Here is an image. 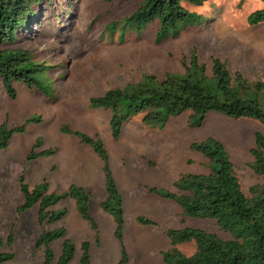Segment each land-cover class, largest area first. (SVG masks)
<instances>
[{
  "label": "rangeland",
  "instance_id": "rangeland-1",
  "mask_svg": "<svg viewBox=\"0 0 264 264\" xmlns=\"http://www.w3.org/2000/svg\"><path fill=\"white\" fill-rule=\"evenodd\" d=\"M137 2L42 0L35 8L34 20L17 32L12 44L5 45L26 48L36 60L45 63L46 69L37 76L51 82L53 91L44 94L15 82L16 96L10 98L0 80L2 123L8 128L25 125L24 131L12 133L7 146L0 149V239L2 250L14 254L0 264H41L43 248L36 245L37 238L42 231L55 227H64L75 246L69 264L79 262L81 238L91 243L88 264H117L120 259L115 222L100 207L106 196L102 161L75 135L60 132L61 124L99 137L106 148L122 199L125 264H165L161 252L171 247L168 229L200 228L228 238L212 219L187 217L173 200L146 189L173 190L181 174L207 172V160L190 148L192 142L207 137L218 139L246 194L250 186L262 181L250 168L254 133L264 134V126L255 119L209 113L199 127H194L189 124V112H184L157 128L142 123V114H137L123 124L120 136L113 139L109 111L88 107L90 97L137 81L143 74L162 78L166 73H183L182 61L192 50L205 64L207 73L211 71V58L217 57L227 63L231 74L240 72L250 81H264V22L250 25L246 21L249 13L263 7L262 0L183 2L189 11L201 14V23L187 26L161 42L154 40L157 21L139 32L127 27L120 32L122 18L136 8ZM111 22H116L115 27L109 26ZM32 116L40 120L27 122ZM36 140L40 145H35ZM52 147L56 148L53 154L26 160L30 151ZM20 175L30 187L45 179L48 190L57 193L65 192L72 184L83 187L90 195L88 211L99 226L98 239L88 230L80 235V229L72 224V216H79L70 197L50 208L66 209L64 217L54 223L38 222L37 204L20 211ZM137 216L153 224L140 225ZM81 221L82 228L88 226L87 221ZM61 246V239L51 243L55 259ZM177 248L189 255L195 245L188 241Z\"/></svg>",
  "mask_w": 264,
  "mask_h": 264
},
{
  "label": "trees",
  "instance_id": "trees-1",
  "mask_svg": "<svg viewBox=\"0 0 264 264\" xmlns=\"http://www.w3.org/2000/svg\"><path fill=\"white\" fill-rule=\"evenodd\" d=\"M42 0H0V80L10 98L16 96L15 82H22L28 88H36L44 94L52 93L53 87L48 80L37 75L46 69V64L36 60L30 50L22 47H6L12 44L17 32L35 18V8ZM183 2L199 4L202 0H138L136 8L122 18V33L127 27L136 32L147 24L157 21L154 34L155 42L176 36L182 29L198 25L202 21L199 13L189 11ZM263 7L249 13L248 24L264 22ZM116 22L109 26L115 27ZM183 73H166L162 78L153 74H143L137 81L126 83L122 87L109 88L101 95L88 99L89 108H101L109 111L108 125L113 139L121 134L124 123L133 116L142 114L141 122L149 126L162 128L170 117L189 112V124L199 127L209 113L240 119L250 118L264 126V81H250L242 73L231 74L227 63L217 57L211 58V71L201 62L195 50L183 61ZM39 116L27 119L39 121ZM25 125L8 128L6 123L0 126V149L5 148L12 133L22 132ZM60 132L73 134L89 145L102 161L105 178V198L100 202L102 210L110 214L115 222L114 236L120 243L121 256L117 264H125L127 254L122 243L123 209L121 195L112 177L108 153L97 136L73 130L65 124ZM39 144V140H36ZM190 148L201 153L207 160V172L183 173L171 189L147 187L162 198L173 200L182 213L191 218L212 219L228 238L200 228L184 227L168 229L170 249L161 252L165 264H264V134L255 132L250 168L261 176L262 181L249 187L246 194L235 174L230 156L224 145L214 137L194 141ZM56 148H47L40 152L30 151L26 160L38 156L50 155ZM19 188L23 202L19 207L25 211L38 206L37 220L54 223L66 214L65 208L52 210L64 197L74 200L76 209L93 230L98 239V228L88 211L89 193L83 187L72 184L65 192L48 190V182L29 186L23 175L19 176ZM140 225L153 224L152 220L137 216ZM61 239L59 256L55 259L51 243ZM8 240H11L9 236ZM193 241L194 251L186 255L177 245ZM36 245L43 248L41 264H69L75 246L66 236L64 227H55L42 231ZM0 239V263L14 257L12 252L2 250ZM89 242H81V254L78 264L89 262Z\"/></svg>",
  "mask_w": 264,
  "mask_h": 264
},
{
  "label": "crops",
  "instance_id": "crops-1",
  "mask_svg": "<svg viewBox=\"0 0 264 264\" xmlns=\"http://www.w3.org/2000/svg\"><path fill=\"white\" fill-rule=\"evenodd\" d=\"M0 124H2V120L0 119ZM74 206H75V209H76V205H75V202H74ZM76 211H77V209H76ZM97 212V211H96ZM77 214H78V216L79 217H76L75 215H73L72 216V220H71V222H72V224L74 225V226H76V227H78V230L80 229V235H82L83 233H84V231L85 230H88V231H90L91 233L93 232V230L91 229V227H90V224H89V222H88V226L87 227H85V228H82L80 225H82L83 223H82V221H81V219H83V218H81V216L79 215V213H78V211H77ZM81 218V219H80ZM84 220V219H83ZM86 221V220H85ZM96 224H97V228L99 227L98 226V223L96 222ZM93 235H94V233H93ZM81 240H87L88 242H89V240L86 238V239H83V238H81ZM95 243H96V241H95ZM89 247L91 248V243L89 242Z\"/></svg>",
  "mask_w": 264,
  "mask_h": 264
}]
</instances>
